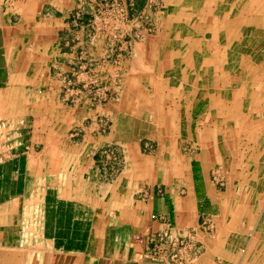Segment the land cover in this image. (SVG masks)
Segmentation results:
<instances>
[{"label":"crops","instance_id":"0c3cea01","mask_svg":"<svg viewBox=\"0 0 264 264\" xmlns=\"http://www.w3.org/2000/svg\"><path fill=\"white\" fill-rule=\"evenodd\" d=\"M12 161L0 264H264V0H0Z\"/></svg>","mask_w":264,"mask_h":264},{"label":"rangeland","instance_id":"374dc122","mask_svg":"<svg viewBox=\"0 0 264 264\" xmlns=\"http://www.w3.org/2000/svg\"><path fill=\"white\" fill-rule=\"evenodd\" d=\"M114 13H116V14H114L113 16L118 15V16H122L123 17L122 14L125 13V16L126 17L127 16L129 17V15H127V13H128L127 9H124L123 10V7H121V6L118 9H115ZM120 24H121L120 22H113V23L110 22L108 25H110L111 27H113V29L118 30V28H120L119 27ZM118 33L119 32L116 31V34H118ZM111 34L112 33H110V35ZM114 37L115 36H114V33H113V38ZM113 38L111 39V41L113 40ZM96 40L97 39H95V41ZM89 41H94V39L93 38H90ZM107 41H109L108 38H107ZM39 57H40V55H39ZM22 58H24V57L22 56ZM2 78L3 79L5 78L4 75H2ZM102 89L103 88L98 89L97 87L96 88L94 87L93 88V95H95L97 92L99 93ZM19 92H20V89L16 88L12 92L11 96L14 97V99H15V96L20 97ZM115 95H116V93H115ZM13 101L14 102L11 103V106L13 108L15 106H17V107L18 106H21L20 104L15 103V100H13ZM41 112H42V105H41V103L40 102L39 103L35 102V104H34V117L35 118L33 119L34 131H35L33 135H35V137H34V140L35 141H37V140L40 141L41 140L40 135H39L41 133L40 130H41V123H42ZM3 136L5 137V134ZM24 140H25V138H24ZM15 141H17V142L18 141H21V136L16 137L15 138ZM39 145H41V143H39ZM15 163L16 162H14V161L8 162V163H5L4 166H1L0 167V200H3L4 199L3 196H6L7 194H9V192L10 191H13L16 187H17L18 191H20L22 189L23 185H24V183H23V177L21 179L19 176H17V178L19 177L18 184L17 185L14 182L15 180L13 178L14 176H12V172L15 171V167H14ZM218 172H219V174H218ZM225 173H226V171H223V170H220V169H216V172H214L212 174L213 175L212 180L214 182H217V180H218L220 183H224L225 182V179H226L225 177H227V174H225ZM16 175H19V174L16 173L15 176ZM8 222H12V221H11V218L10 217L7 218L6 216L3 218V220L0 221V223H8Z\"/></svg>","mask_w":264,"mask_h":264},{"label":"bare ground","instance_id":"6f19581e","mask_svg":"<svg viewBox=\"0 0 264 264\" xmlns=\"http://www.w3.org/2000/svg\"><path fill=\"white\" fill-rule=\"evenodd\" d=\"M225 9V8H224ZM231 18V17H230ZM229 19V18H228ZM234 20V19H233Z\"/></svg>","mask_w":264,"mask_h":264}]
</instances>
